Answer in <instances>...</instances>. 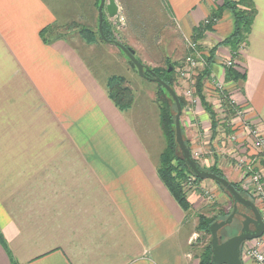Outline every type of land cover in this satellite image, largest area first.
<instances>
[{"label": "crops", "instance_id": "obj_1", "mask_svg": "<svg viewBox=\"0 0 264 264\" xmlns=\"http://www.w3.org/2000/svg\"><path fill=\"white\" fill-rule=\"evenodd\" d=\"M116 1L134 47V25L152 13L139 7L143 0ZM151 1L185 38L220 3ZM253 1L258 13L235 68L245 78L226 87L264 133V0ZM97 3L0 0V132L11 135L0 149V264H198L186 247L188 213L158 175L148 138L108 95L106 81L117 72L95 70L85 56L102 46L97 53L131 71L120 48L98 41L85 50L75 33L51 42L40 35L60 22L91 23ZM233 29L225 10L201 43L213 46ZM228 57L220 46L212 67L219 78ZM218 160L231 181L238 177ZM199 200L191 198L194 206ZM243 263L255 264L246 256Z\"/></svg>", "mask_w": 264, "mask_h": 264}, {"label": "rangeland", "instance_id": "obj_2", "mask_svg": "<svg viewBox=\"0 0 264 264\" xmlns=\"http://www.w3.org/2000/svg\"><path fill=\"white\" fill-rule=\"evenodd\" d=\"M100 3L101 0H98V3L93 8L91 23L84 22L83 18V21L80 23H75V20L73 19L65 23L60 22L54 24L49 31L48 38H53L57 35L68 36V34L70 33H75L77 38L82 40L83 48L87 50L88 47H90L88 45L92 46L94 43L91 44L86 42L80 35L79 29L81 26L89 27L94 31H98V9ZM147 6L152 8L149 10ZM139 7H141L143 12L147 13V11H149L152 14L143 17V19L148 22L141 23V28L140 24L134 25L133 35L134 37H138V42H134V40H131V42L129 43H132V45H134L135 48H132L135 50L136 56L147 66L146 71L150 68H153L155 70L157 68L166 69L169 67V63L175 65V81L173 88L176 90L179 97L184 100V106H182L183 109L181 113V126L183 129L182 132L184 135V139L189 141L192 150L200 152V157L196 160L199 161L201 166L204 167H206L207 165V160H210V164L213 161L214 165L220 170L222 169L218 166V159L223 160V162L233 164V166H235L234 171L237 173L238 177L236 179H232V181L231 179H229L230 177L226 175L225 177L231 183L235 182L243 186V183L241 181L243 170L238 165V156H242V151H244L248 155L258 157L256 158L257 162L255 164V167L260 166L257 169H261L263 171L264 168L261 167H264V154L262 152L255 154V149L249 146L247 142L246 147L241 149L238 146L239 141L233 140L234 136L240 135L242 138L243 131L241 129L242 127H240L241 124H239L238 119L234 120L233 115L230 116L231 114L229 113L228 108L222 105V102L220 100L221 94L215 92L216 90L214 89L212 83L209 82L206 83L204 87V93L207 101L212 104V108L216 111L217 118L219 119L220 123L215 134L213 133L212 123L208 112L203 107L201 100L197 103H193L190 101V98L185 93V87L187 85L180 79V75L177 70L180 66L185 65L184 59L190 52L188 49L186 38L182 35L181 32L176 30V28L173 26L172 21H170V19H168V17L165 15L159 2L143 0V5H139ZM85 18L86 20L89 19L88 17ZM104 18L109 23L108 29L112 30L113 35L117 37L116 40L131 47L126 43L127 40L124 36L126 33V30L124 31V27L126 25V18L124 17V15L122 14V16L118 15L116 17L110 18L106 12V9H104ZM119 19H122L123 21L121 22ZM77 25L79 27H76ZM137 26L138 29L135 28ZM103 41L104 40H99V42ZM97 47L100 48L102 46H94L91 51L86 53L85 56L87 61L91 62L92 67L95 70L103 69V67L106 65L107 68L105 69V72H117L116 75H120L125 78L124 84L130 87L131 92L133 93V103L131 108L126 110V112L124 111V114L130 119V122L136 127L138 132L145 138H148L149 145L152 149L155 160L159 162L160 153L162 154L167 145V138L164 129L162 128L159 117L160 105L158 97H160L159 92H163L166 89L161 86L159 82L152 80L149 77L142 76L139 73L136 65L133 66L131 64L129 58H127L126 54L122 50H120L122 52L120 53L125 57L123 60L126 61L127 66L131 71L124 70L123 66L118 64L116 61L108 59L106 51H104L103 54L102 52L97 53ZM211 47L212 46H205V49L209 50ZM105 58H107V60ZM116 60L118 59L116 58ZM215 80L222 84L225 83L224 76L221 77V80ZM171 101L174 103L173 99ZM172 110L176 115L177 108L175 103L172 106ZM228 130L230 132H228ZM17 136L19 137V135ZM10 140V134H3L2 132H0V149L4 145H9ZM178 151H180L179 147ZM1 155L2 154L0 153V156ZM188 177H190V175ZM188 177L183 182V189L186 193V197L191 204V208L189 209V211L185 210L189 215V223L185 225V230L188 231L191 236V243L186 247L190 248L189 250L192 254V257L199 264V255L202 252L204 245L208 241L209 237L205 236L202 232L197 230L196 226L198 223V216L205 215L207 217H211L220 215L216 221L223 220V218H220L222 214H225L229 211L231 214L233 210V201L231 202V199L229 197L230 194L226 190L222 189V187L218 185L214 180H197L198 178L195 177V181H191L190 183ZM194 197H198L200 199L198 201L199 204L197 205L199 207H197L196 205L194 206V203L191 201V198ZM250 198L256 203L257 206H259L258 208L260 209V211L263 212L262 205L259 203L257 204V200H255L251 196ZM239 212H246L252 215L249 210L245 209L242 206H239ZM242 220L243 217L241 215H236L233 223L229 225L228 228H224L220 231V235L222 237L221 239L225 240L228 237H231L240 232ZM227 231L228 234L225 235Z\"/></svg>", "mask_w": 264, "mask_h": 264}, {"label": "trees", "instance_id": "obj_3", "mask_svg": "<svg viewBox=\"0 0 264 264\" xmlns=\"http://www.w3.org/2000/svg\"><path fill=\"white\" fill-rule=\"evenodd\" d=\"M225 10H229L234 18V29L233 32L213 45L209 50L208 54L206 55V62L207 66L204 70H202L199 75L197 76L196 80V94L200 97V100L203 104V107L208 112L213 133L215 134L219 123V119L217 118L216 111L212 108V104H210L205 96L204 93V87L205 82L207 78L210 75V68L211 64L214 63L216 58V52L220 46H227L230 48L232 56H240L239 50L242 46L246 45L249 40V35L254 23V20L257 16L258 10L253 0H220V3H216L215 6H213L210 10L209 17L211 18H220ZM215 24H204L203 22L195 27L193 29L192 33V39L194 41L200 42L199 48L203 51L205 50L204 46L202 45L201 41L205 38L207 32H213L214 31ZM76 27H79L78 25ZM109 23L105 18L103 19V31L105 36L108 38V40H115L117 37H115L112 33V30L108 29ZM52 28V25H49L47 27H44L40 31V35L46 42H51L54 39H58L62 36L57 35L53 38H48V34L50 29ZM79 33L82 36V38L88 42V43H95L102 39L100 32H99V26L98 31H94L93 29L89 27H81L79 29ZM51 34V33H50ZM105 41V40H104ZM125 55V54H124ZM128 58V57H127ZM131 64L135 66V64L129 59ZM172 67L171 71H169V68ZM149 68V67H148ZM146 75L152 77L154 75H158L161 77L166 83H168L171 87L174 86L175 81V65L172 63H169V67L166 69L157 68L155 69H149L145 71ZM225 82H237L239 80H242L245 78V74L240 73L238 70L235 69V67H229L225 69L224 74ZM125 83V78L120 75H112L109 77L107 81V90L108 95L110 99L114 102V104L121 110L126 111L129 108H131L133 103V93L131 92V88L128 87ZM162 86V85H161ZM160 97H158L159 101V108H160V121L162 128L164 129V132L166 134L167 138V145L164 149V151L161 154L160 157V164L158 165V175L162 179L163 183L167 186L171 194L174 196L178 204L186 211H189L191 208V204L186 197V193L183 189V182L185 179L191 175V171L185 162V160L182 157L181 151H178V143L176 141V129H175V114L172 110L173 102L171 101L172 98L168 91L164 90L163 92H159ZM220 99L223 106H226L228 108L230 116L234 115L235 113V107L231 104V101L229 100L227 95H220ZM180 101L182 103V106H184V100L180 98ZM183 130V129H182ZM228 132H230L228 130ZM187 146L191 149V145L188 140H186ZM180 150V149H179ZM197 161V160H196ZM198 164L201 166L200 162L197 161ZM204 169H207L209 171H212L216 173L217 175H220L222 177H225V174L222 170L218 169L214 164L210 167H204L201 166ZM202 180V179H197ZM232 184L238 189L244 196L249 197L248 193L241 188L240 184L233 183ZM221 186V185H220ZM222 189L225 190L223 186H221ZM231 199V202L233 201L231 196H229ZM232 208V207H231ZM230 214L229 212H226L225 214H222L220 218H227ZM220 215L207 217L205 215H199L198 216V223H197V230L202 232L205 236H208L209 239L205 243L204 248L202 252L199 255L200 262L199 264H211V257H212V245H211V230L210 226L213 222H215ZM228 228V227H226ZM228 234V231L227 233ZM225 234V235H226ZM0 239L2 240V237L0 235Z\"/></svg>", "mask_w": 264, "mask_h": 264}, {"label": "water", "instance_id": "obj_4", "mask_svg": "<svg viewBox=\"0 0 264 264\" xmlns=\"http://www.w3.org/2000/svg\"><path fill=\"white\" fill-rule=\"evenodd\" d=\"M101 0L99 5V32L105 41L109 43H114L117 45L126 56L136 65L139 73L142 76L149 77L152 80L159 82L170 94L173 99L177 112L175 115V129H176V141L179 145V149L182 153V157L187 163L191 173L199 179H212L218 185H221L230 194L233 200V210L231 214L219 221H215L211 224V245H212V257L211 264H244L242 259V247L244 242L261 237L264 234V220L262 213L256 203L249 197L244 196L236 187L226 178L216 173L202 168L196 159L192 155L191 149L187 146L184 139L181 126V113H182V103L180 97L176 90L166 83L158 75L152 77L146 75L145 71L147 66L136 56V52L132 47H129L118 40H108L103 31V16L104 7L110 18L116 17L119 14L118 4L116 0ZM169 68V71H171ZM239 206L244 207L249 210L252 215L244 212H239ZM241 215L243 217L242 227L239 233L222 240L220 231L229 225H231L236 217V215ZM253 225V227H252Z\"/></svg>", "mask_w": 264, "mask_h": 264}, {"label": "built area", "instance_id": "obj_5", "mask_svg": "<svg viewBox=\"0 0 264 264\" xmlns=\"http://www.w3.org/2000/svg\"><path fill=\"white\" fill-rule=\"evenodd\" d=\"M118 16V15H117ZM219 18H211L206 17L203 21L204 24H216L218 22ZM186 42L189 49V54L184 59L183 66H180L177 70L180 75V79L186 83L185 87V93L190 98V101L193 103H197L200 101V97L196 94V80L199 73L205 69L207 66L206 62V55L208 54V50H201L199 48V43L197 41H194L192 37H187ZM205 48V47H204ZM245 48V45L241 47L239 50V54H242L243 49ZM230 49V48H229ZM241 58L240 56H232L231 50H230V57L222 59L221 65L224 69L229 67H235L239 65V62ZM215 62V61H214ZM214 64V63H213ZM213 64H211L210 68V75L207 78L206 83L211 82L215 92H218L219 94L227 95L229 100L231 101V104L235 107V113L233 115L234 120L238 119L239 124H241L240 127H242L243 136H234L233 140L239 141V147L242 149L246 147V142L249 146H251L253 149H255V154H258L259 152H262L264 154V133L261 131L259 127V120H255V118L249 116L247 112L244 110V107L239 104L236 99H234L230 93V91L226 88V82L225 83H219L215 79L221 80L215 73L213 74ZM225 76V75H224ZM225 81V78H224ZM225 86V87H224ZM221 100V99H220ZM240 132V131H238ZM246 134V135H245ZM242 151V150H241ZM243 155H239L238 159V165L243 170L241 181L243 183V186L241 187L255 200H257V204H261L263 207V220H264V170L261 169L258 170L260 166L255 167V164L257 162L256 158L252 155L246 154L244 151ZM192 155L195 159H198L200 157V152L196 150H192ZM241 156V157H240ZM237 163V162H236ZM195 175L191 174L190 177H188L189 182L195 181ZM264 241V234L261 237L248 240L244 242L242 247V259L243 256L252 258L255 262V264H264V250L262 249V244Z\"/></svg>", "mask_w": 264, "mask_h": 264}, {"label": "flooded vegetation", "instance_id": "obj_6", "mask_svg": "<svg viewBox=\"0 0 264 264\" xmlns=\"http://www.w3.org/2000/svg\"><path fill=\"white\" fill-rule=\"evenodd\" d=\"M104 9H105V7H104ZM104 17V16H103ZM104 19V18H103ZM116 40V39H115ZM121 50V49H120ZM242 227V226H241ZM252 227H253V225H252ZM241 230V229H240ZM239 233V232H238ZM227 235V234H226Z\"/></svg>", "mask_w": 264, "mask_h": 264}]
</instances>
